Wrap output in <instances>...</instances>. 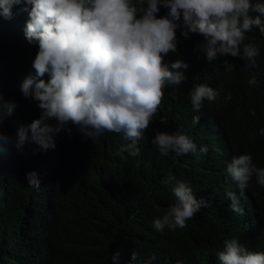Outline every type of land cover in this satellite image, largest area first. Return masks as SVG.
<instances>
[{
	"label": "trees",
	"instance_id": "obj_1",
	"mask_svg": "<svg viewBox=\"0 0 264 264\" xmlns=\"http://www.w3.org/2000/svg\"><path fill=\"white\" fill-rule=\"evenodd\" d=\"M23 6H13L11 19L0 17V96L16 105L11 116L0 114V264H218L228 236L243 232L235 213L222 203L234 180L226 171L231 133L264 166V34L255 27L246 34L244 43L259 53L253 65L231 56L208 62L197 47L203 38L190 33L185 39L178 29V51L169 53L165 63H188L186 80L165 86L164 99L138 141L139 156L120 150L127 143L122 134L106 131L93 141L71 123L70 134L62 130L56 135L55 149L42 151L35 143L16 146L18 127L29 125L41 112L38 102L21 91L25 77L35 72L39 50L38 43L25 39L29 17L20 11ZM167 11L161 8L157 15ZM224 59L235 65L231 71L225 70ZM253 76L256 84L250 85ZM43 79L47 82L49 74ZM200 83L219 96L204 100L197 112L190 93ZM229 93L232 99L225 103ZM194 116L199 123L193 124ZM213 130H225L224 137L212 140ZM157 132L185 134L197 152L163 155L153 143ZM205 145L207 154H200ZM33 171L39 188L29 186L26 178ZM169 175L187 182L195 197L209 204L185 228L171 233L167 227H154V220L175 202V181L161 183ZM255 180L253 175L249 182ZM133 252L137 261L131 259Z\"/></svg>",
	"mask_w": 264,
	"mask_h": 264
},
{
	"label": "clouds",
	"instance_id": "obj_2",
	"mask_svg": "<svg viewBox=\"0 0 264 264\" xmlns=\"http://www.w3.org/2000/svg\"><path fill=\"white\" fill-rule=\"evenodd\" d=\"M21 4L20 11L29 17L25 39L39 48L32 65L35 72L25 77L21 91L38 102L41 112L29 125L18 127L17 148L35 143L42 151L55 149L56 135L62 130L70 134L71 123L84 139L93 141L106 131L122 134L127 143L120 150L137 157L138 141L164 99L165 86L186 80L188 63L182 59L165 63L169 53L178 51V29L185 39L190 33L203 38L197 47L208 62L231 56L253 65L259 53L253 44L244 43L246 34L254 27L264 34L260 0H0V17L11 19L13 6ZM161 8L168 11L158 16ZM222 64L226 71L235 66L227 59ZM248 83L255 85L256 77ZM218 96L209 85L196 84L190 93L193 110L200 111L204 100L213 102ZM231 99L227 94L225 103ZM15 108L14 102L0 96V114L11 116ZM199 121V116L193 117V124ZM206 128L211 129L209 124ZM224 133L213 130L211 139L220 140ZM231 135L226 171L234 180L222 203L235 213L243 232L240 237L228 236L217 254L218 264H264V249H260L264 245V166L255 152L241 148ZM260 135L264 136V128ZM153 143L163 155L197 152V145L180 132H157ZM207 152L206 145L199 147L200 154ZM253 175L255 182H249ZM26 178L29 186L40 187L35 171ZM173 181L175 202L154 220L157 231L165 227L168 233L179 231L209 206L204 198L195 197L187 182L173 175L161 183ZM118 257L117 252L111 259ZM131 259L137 261L138 254L133 252Z\"/></svg>",
	"mask_w": 264,
	"mask_h": 264
}]
</instances>
